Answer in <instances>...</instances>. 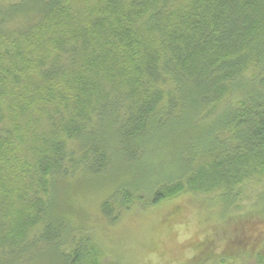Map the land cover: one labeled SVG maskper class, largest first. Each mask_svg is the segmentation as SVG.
<instances>
[{
	"label": "trees",
	"instance_id": "obj_1",
	"mask_svg": "<svg viewBox=\"0 0 264 264\" xmlns=\"http://www.w3.org/2000/svg\"><path fill=\"white\" fill-rule=\"evenodd\" d=\"M262 179L264 0H0V264H112L83 187L114 224L194 189L230 212ZM255 206L223 261L261 249Z\"/></svg>",
	"mask_w": 264,
	"mask_h": 264
},
{
	"label": "rangeland",
	"instance_id": "obj_2",
	"mask_svg": "<svg viewBox=\"0 0 264 264\" xmlns=\"http://www.w3.org/2000/svg\"><path fill=\"white\" fill-rule=\"evenodd\" d=\"M99 1L102 0H88L92 3ZM243 188L241 201L230 212H222L220 202H212L211 195L198 194L194 189L192 193H180L156 207L138 204L110 224L100 210L107 190L98 188L94 191L83 187L74 194L78 208L74 221L77 227L83 226L93 235V244L97 245L101 255L117 264H190L202 244L212 238L216 241L217 259L206 264H264L259 258L264 251L263 242L259 245L261 249L249 257L222 260L221 251L226 244L233 237L239 239L246 229L244 223L247 220H240L256 209L254 203L264 188V179ZM259 227L264 234V224Z\"/></svg>",
	"mask_w": 264,
	"mask_h": 264
}]
</instances>
